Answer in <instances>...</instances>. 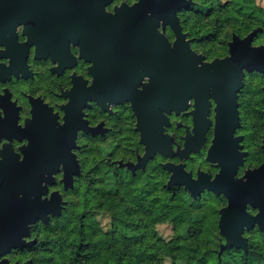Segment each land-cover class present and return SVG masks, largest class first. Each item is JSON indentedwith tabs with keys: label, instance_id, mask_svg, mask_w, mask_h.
<instances>
[{
	"label": "clouds",
	"instance_id": "clouds-1",
	"mask_svg": "<svg viewBox=\"0 0 264 264\" xmlns=\"http://www.w3.org/2000/svg\"><path fill=\"white\" fill-rule=\"evenodd\" d=\"M141 2L142 0H106L103 10L105 13L117 16L118 10L123 9L125 5L132 9ZM190 2V8H181L176 12L179 31L172 22H166L163 18L155 25V30L173 49L183 36V41L189 50L200 58L196 63L197 68L232 59L231 45L234 37L245 40L250 34L255 33L250 41V47L253 49L264 47V40L255 39L258 32H264V0H251L249 3H241L238 0H190ZM209 9H212L210 14ZM148 14L152 15L151 12ZM26 27L24 22L15 26L19 44H24L30 39ZM68 47L76 63L64 67L62 71H57L61 68L60 59L51 55L38 57L39 45L34 42L29 46L26 60L30 74L23 71L11 72L10 78H0V97L8 95L9 102L17 107L16 123L19 127H27L28 121L35 119L33 101L37 99L52 110V115L57 118V127L64 126L68 116V109L65 106L73 99L66 93L71 92L76 86L74 76L86 81L84 86L87 88L95 85L96 73L91 69L95 67L96 61L82 54L83 48L79 43L69 41ZM8 48L7 43L0 42V53L7 52ZM12 62L11 55H0V72L6 67L10 68ZM241 72L242 86L235 91V111L239 123L232 132V138L237 140L236 151L241 154V158L233 178L242 179L247 183L249 180L247 173L264 166V75H261L264 72L258 69L250 71L247 67H242ZM151 82L150 74L143 75L137 90L144 91V86ZM215 91V85H209L210 108L206 118L210 121V125L204 133V140L198 150H191L186 156L179 153L187 151L189 133L192 136L196 135L197 96L192 95L187 99V107L171 108V110L165 108L162 111V115L166 118V122L162 124L163 134L172 138L171 150L177 154H166L157 149L151 156L148 155L147 141L142 139L141 117L132 99L101 103L95 98H89L81 109L82 120L86 122L88 129L95 128L103 122V128L107 131L94 135L85 127L76 130L71 152L78 161L79 173H73L71 184L66 186V167L61 162L58 170L51 173L53 182L47 180L41 182V186L47 188V191L41 194V199L51 200L53 194L57 193L61 199V213L57 215L49 211L47 222L44 218L30 221L29 232L23 236V240L36 241L34 247L21 249L14 246L0 254V264L4 261L8 264H18V262L25 264L34 254L29 252L27 255H22V251L37 248L45 239L50 241L45 247L52 250L41 255L54 257L53 264H59L61 260L64 264H70V261L75 259L73 241L77 245L81 241L89 245L83 249V253H99L90 259L82 258L77 264H104L106 260L108 264H114L117 256L121 255L118 249L123 245L117 244L112 249L107 248V242L113 239L111 230L119 229L115 232V236H120V231L127 232L131 236L133 231L124 228L119 220H113V215L114 213L118 215L120 208L123 207H139L138 203L128 195V181L133 176L129 162L138 165L146 156H148L146 164L136 168L142 171H135V176L150 179L151 182L145 185V191L140 193L144 197L143 209L136 216L131 217L141 224V232H148V243L155 245L147 248L145 252L146 256L155 253V258L147 259L143 264H244L246 259L252 260L254 264H264V227L260 219L255 220L251 226L248 223L242 225L240 237L246 243L247 252H245V246L236 244L228 246L229 236L222 230L223 210L229 209L232 203L231 197L226 192H217L205 186L198 195H194L187 183L176 184L174 188L169 187L174 177V169L166 166L169 164L183 165L184 172L190 174L192 180H199L203 173L208 176L209 183L215 182L224 169L220 159L210 158L218 139L220 101ZM6 118L7 111L3 100L0 99V120ZM9 144L13 152L19 155V159L24 160L26 153L23 148L30 145V138L0 136V162L5 160V146ZM85 157L90 160L87 166H85ZM93 165L98 167L89 174V169ZM93 176L97 180L90 186L87 208L83 209L80 206L82 200L79 195L81 186L85 183V177L91 179ZM102 176H106L103 183L99 181V177ZM3 182L4 177L0 176V184ZM140 183L143 184V181ZM132 187L137 188L139 192L136 184ZM109 190L111 194H116L118 190L116 195L118 208L108 207ZM137 192H133L132 196H136ZM174 193L177 197L183 196L185 206L188 202L202 206L201 216L205 218V222L194 226V228H202L198 252L189 250V245L191 249L197 247V241L194 239L178 241L185 245L182 251L177 252L174 247L177 243L173 239L177 233L172 231V216L175 212L165 215L169 207L178 202L173 198ZM20 195L23 196V193ZM121 197L125 198L122 204ZM153 197H160L159 202L154 203ZM148 209L154 211L148 214ZM83 210H86L91 218L85 224L83 235L80 234L79 228L76 232L70 233L72 224H69V230L63 233L53 232L57 223H63L69 215L74 224L78 223L76 218ZM244 212L256 218L264 214V207L248 201ZM157 216H161L162 219L154 221V217ZM45 223L49 229L47 234L43 231ZM144 225H147V228ZM186 228L187 224L180 225L179 233H185ZM153 232L155 236H152ZM57 237L61 238L59 242ZM144 249L145 245H135L132 251L141 252ZM129 260L135 262L136 257L129 253L123 257V264H128Z\"/></svg>",
	"mask_w": 264,
	"mask_h": 264
},
{
	"label": "water",
	"instance_id": "water-1",
	"mask_svg": "<svg viewBox=\"0 0 264 264\" xmlns=\"http://www.w3.org/2000/svg\"><path fill=\"white\" fill-rule=\"evenodd\" d=\"M189 6H191L190 0H142L141 4L132 9H119V15H110V22L114 26L119 25V31H122L120 27L123 24H141L140 28H131L130 26L128 28L127 26L124 32L129 29V31L140 30L145 33L140 38L144 39L145 43L142 41L136 45L137 42H130L129 48H139L140 51L137 54L125 52L123 54L125 56L122 55L120 67L136 77L135 83L141 81L145 74L152 76V82L144 86V91H140L141 99H133L134 106L141 117L142 139L149 145V156L153 155L157 149L166 154H177L171 150L172 138L163 134L162 124L166 122V118L162 115V111L165 108L171 110V108L187 107L186 100L192 95L198 98L195 110L196 135L192 136L189 133L188 149L179 154L186 156L189 151L198 150L204 140V133L210 125V121L206 118L210 108L209 85H215V95L220 101L218 139L210 158L220 159L224 164V169L215 182L209 183L208 176L203 173L199 180H192L191 175L184 172L183 165L169 164L166 166L174 169V177L170 181L169 187L174 188L176 184L187 183L194 195H198L205 186L213 188L217 192H226L231 197L232 203L229 209L223 210L222 230L229 236L228 246L236 244L245 246L247 249L245 241L240 237L242 225L248 223L251 226L255 220L260 219L262 227H264V214L252 218L244 212L245 204L248 201L264 207V166L259 170L249 171L247 183L242 179L235 180L233 178L241 158V154L236 151L237 140L232 138V132L239 123L235 111V91L242 86V67H247L250 71L258 69L264 72V47L260 49L250 47V41L255 33L250 34L245 40L234 37L231 45L232 59L197 68L196 63L200 58L189 50L183 41V36L180 37L173 49L155 30V25L163 18L166 22H172L179 31L176 12L178 9ZM149 12L152 13L151 16L148 14ZM113 31L116 30L113 29ZM116 40L117 37L114 35V45H116ZM73 126L67 119L64 126L51 127L48 136L46 134V142L50 145L49 155L45 157L49 173L46 172L44 180L53 182L51 173L58 170L61 162L66 167V186L71 184L73 173H79L78 161L71 152L74 141H69L67 136L71 134L75 137L76 130L81 127H85L88 131L91 129L87 128L85 121L83 125ZM93 131L97 132L98 130L94 129ZM56 144L60 147H56ZM147 158L148 156L141 159L138 165L129 162L133 173L138 170H136L137 167L146 164ZM3 185L2 189L9 195L0 198V232L3 235L5 232L11 231L16 233L11 237L12 247L22 248L26 245H35L36 241L23 240V236L29 232L28 223L38 218H44L47 222L49 211L59 215L61 213L60 196L54 193L51 200L41 199L42 190L36 188L26 190L21 186H14L10 179L5 180ZM20 193H23V196L20 197ZM9 237L10 235L7 236V238ZM30 262L29 260L25 264H30Z\"/></svg>",
	"mask_w": 264,
	"mask_h": 264
},
{
	"label": "flooded vegetation",
	"instance_id": "flooded-vegetation-1",
	"mask_svg": "<svg viewBox=\"0 0 264 264\" xmlns=\"http://www.w3.org/2000/svg\"><path fill=\"white\" fill-rule=\"evenodd\" d=\"M105 2L106 0H0V42L9 46L8 51L0 55L13 57L12 66L4 68L0 72V78H10L11 72L23 71L30 74L26 60L29 46L34 42L39 45L38 57L51 55L60 59L61 68L57 71H62L64 67L76 63L68 47L69 41H75L82 46L84 56L96 61L95 67L91 69L96 73V82L93 87L87 88L84 86L86 81L74 76L76 86L66 93L73 99L65 106L68 109L67 119L72 125L84 124L81 109L89 98H95L101 103L141 99L140 91L137 90L141 81L135 83L136 77L121 68L120 61L125 52L137 54L140 51L139 48H129L128 45L130 42H137L136 45L142 41L145 43L144 39H140L145 33L129 29L124 32L127 26L140 28L141 24H123L120 27L122 31H119V25L114 26L110 22L111 14L103 10ZM126 8L127 5L123 10ZM20 22L26 23V31L30 34L29 41L24 44L17 43L16 39L15 26ZM114 35L117 37L116 45L113 44ZM0 99L3 100L7 111V118L0 120V136L30 138V145L23 148L26 156L22 161L19 155L13 152L10 144L5 146V160L0 162V176L4 177V182L10 179L14 186H21L26 190L36 188L42 190V193L46 192V187L41 186V182L45 181V173H49L45 157L49 155L50 145L46 142V134L48 136L51 127L58 128L57 118L52 115V110L47 105L37 99L33 101L35 119L29 120L27 127L21 128L16 123L18 109L15 104L9 102L8 95ZM94 129L98 131L94 132ZM106 131L103 122L91 129L94 135ZM67 139L73 142L75 137L70 134ZM56 147L59 148L60 145L56 144ZM63 147L65 149V145ZM3 183L0 184V198L9 195L2 189ZM4 234L0 232V254L12 248L11 237L16 233L11 231ZM46 242L47 240L42 241V245ZM25 247L31 248L34 245H26L21 249ZM37 248L25 249L21 254L34 253ZM30 261V264H33V258ZM3 264L8 262L4 261Z\"/></svg>",
	"mask_w": 264,
	"mask_h": 264
},
{
	"label": "trees",
	"instance_id": "trees-1",
	"mask_svg": "<svg viewBox=\"0 0 264 264\" xmlns=\"http://www.w3.org/2000/svg\"><path fill=\"white\" fill-rule=\"evenodd\" d=\"M238 2L241 3H248L244 0H238ZM191 7V6H190ZM189 7V8H190ZM199 11V10H197ZM212 9H209V14L211 13ZM255 39H262L264 40V32H258ZM264 75V74H261ZM142 171V170H138ZM144 179V180H143ZM97 178L93 176L91 179H88L85 177V183L81 186V198L83 199L82 208L86 209L88 204V192L90 190L91 184L95 183ZM106 180V176L99 177V181L103 183ZM143 181V184L140 182ZM150 179H145L144 177H136L135 174H133L132 178L128 181V195L131 197L132 200L136 201L139 205L138 208H132V207H123L120 208L119 214L113 215V220H119L121 224H123L124 228L131 229L133 231V235L129 236L127 232L120 231V236H115V232L119 229L113 228L111 231L113 233V239L111 242H107V248L112 249L117 244H122L123 247L121 249H118V251L121 252V255L117 256L114 264H123V257L126 255H131L136 257L135 262L132 260L128 261V264H143V262L147 259H154L155 253L145 255V252L147 248L155 247L154 244L148 243L149 236L148 232L144 231L141 232V224L137 223L136 219H131V217H134L137 215V213L143 209V199L144 197L140 195V193L145 191V185L150 183ZM131 184V185H130ZM136 184L139 188V192H137V188H133L132 185ZM110 191V190H109ZM133 192H137L136 196H132ZM111 193V191H110ZM116 195H118V190L116 194H112L111 196L107 197L108 207L109 208H118L119 205L114 200L116 199ZM174 199H177L178 202L171 205L168 209V212L165 213V215H171L173 212H175V215L172 216L173 224H174V232L177 233V235L173 238L177 243L174 245L177 252L182 251L185 247V245L178 243L180 240H189L194 239L197 241V247L195 249H191L189 245V250L193 252H198L200 243H199V236L202 232V228H194L195 225L203 224L205 222V218L201 216V212H194V207L200 208V204H193L188 202L187 206H185L186 202L184 201V198L182 195L178 196L174 193L173 195ZM124 197L120 198V203L122 204L124 202ZM195 199V198H194ZM160 200V197H153V202L158 203ZM163 207V206H162ZM154 211V209H148L147 213L151 214V212ZM195 217V218H194ZM78 223L72 222V217L69 215L65 218V221L63 223L58 222V226L55 227L54 230L56 231H64L69 230L68 225L72 224L71 229L69 232H76L77 228L80 230V234L83 235V229L85 227V224L88 223L91 218L88 216V212L86 210H83L80 212L79 216L76 218ZM162 219L161 216L154 217L155 220ZM187 224L186 232L185 233H179L178 229L180 225ZM145 228H147V225H144ZM62 233V232H61ZM152 236H155V232L152 233ZM61 238L57 237V242H59ZM135 245H145L144 251L141 252H133L132 249ZM74 250H75V259L70 261V264H77V262L80 259H90L92 256L99 255V253H92V254H86L83 253V249L86 247H89V245L83 244L81 241L80 244H75V241H73ZM61 249H63V244H61ZM224 251V250H222ZM245 252H247V249H245ZM115 255V253H113ZM36 261V260H35ZM50 262V260H49ZM51 262H54V258L51 259ZM61 263V262H60ZM61 264H64L62 262ZM104 264H108V261L106 260ZM244 264H254L252 260H245Z\"/></svg>",
	"mask_w": 264,
	"mask_h": 264
},
{
	"label": "rangeland",
	"instance_id": "rangeland-1",
	"mask_svg": "<svg viewBox=\"0 0 264 264\" xmlns=\"http://www.w3.org/2000/svg\"><path fill=\"white\" fill-rule=\"evenodd\" d=\"M244 1H246V2H251V0H244ZM190 7V6H189ZM258 40H262V39H258ZM174 159V158H173ZM88 163H90V160H89V158L88 157H85V166H87V164ZM149 163H151V161H149ZM98 167V165H93V167L91 168V169H89V174H91L93 171H95L96 170V168ZM130 171V170H129ZM144 180V179H143ZM131 185V184H130ZM79 195H80V197H81V192L79 193ZM108 196H111L112 197V194L110 193V191H109V195ZM81 200H82V203H83V199L81 198ZM115 201H116V199H114ZM80 206H82V204L80 205ZM194 209V212H201L202 211V206L200 207V208H198V207H194L193 208ZM59 224L57 223V225L56 226H58ZM174 224H172V231H174ZM43 231L45 232V234H47V232L49 231V229H48V226L47 225H45V227H44V229H43ZM66 230H64V231H61L62 233L63 232H65ZM53 232H56V230H54L53 229ZM60 232V231H59ZM45 240H47V239H45ZM48 243H50V241H48L47 240V242L44 244V245H42V243H41V245L40 246H38V250H36L33 254V264H34V261H35V264H53V262H51V259H53L54 257H49V256H46V255H41V253H46V252H48V251H51L52 249L51 248H47V247H45ZM42 247H44V249H42ZM49 260H50V262H49ZM61 263L63 262V260H61L60 261ZM59 262V264H61Z\"/></svg>",
	"mask_w": 264,
	"mask_h": 264
}]
</instances>
